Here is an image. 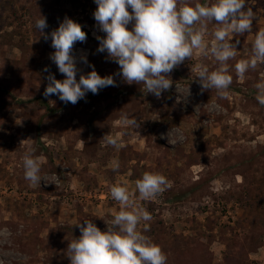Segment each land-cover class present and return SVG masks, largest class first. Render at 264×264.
<instances>
[{
	"label": "rangeland",
	"instance_id": "obj_1",
	"mask_svg": "<svg viewBox=\"0 0 264 264\" xmlns=\"http://www.w3.org/2000/svg\"><path fill=\"white\" fill-rule=\"evenodd\" d=\"M96 7L94 0H0V264H70L68 244L81 235L75 224L93 220L106 230L120 210L110 187L135 192L145 171L170 183L154 199L134 197L152 217L138 230L162 248L167 264H264V106L255 98L264 63L243 80L234 67L251 56L255 33L264 28V0H246L245 10L255 13L252 31L230 41L240 43L228 62L227 97L201 92L196 65L215 70L218 64L194 50L170 73L174 83L160 99L120 76H114L118 86L88 92L75 105L45 98L42 70L65 77L49 59L51 39L34 27L41 15L45 33L65 16L80 23L87 41L75 44L77 57L87 54L101 77L119 71L106 52H97L95 37L105 33L96 27ZM208 28L211 33L215 24ZM123 116L139 127L123 125ZM105 135L122 146L107 145ZM29 149L40 158L42 177L58 176L55 184L25 179L22 157Z\"/></svg>",
	"mask_w": 264,
	"mask_h": 264
},
{
	"label": "clouds",
	"instance_id": "obj_2",
	"mask_svg": "<svg viewBox=\"0 0 264 264\" xmlns=\"http://www.w3.org/2000/svg\"><path fill=\"white\" fill-rule=\"evenodd\" d=\"M94 3L97 5L93 12L96 27L105 33L95 37L99 42L97 52H106L107 59L118 64L119 71L101 77L89 63L87 54L81 51L77 57L75 44L87 41L80 23L65 16L58 28L45 33L47 19L41 15L42 18L35 20L34 27L45 41L51 39L54 52L49 54V59L65 77L56 79L47 66L42 70L48 73L45 77L48 84L43 92L45 98L55 95L65 104L75 105L85 99L88 92L95 95L103 88L118 86L114 76H120L123 82L143 85L146 93L160 99L174 83L170 73L185 59L190 60L194 50H199L203 57L211 55L218 64L215 70H209L204 64L196 65L201 92L215 89L219 97L229 95L233 77L229 74L228 62L236 58L240 43L239 40L230 41L234 34L251 32L255 19L251 7L245 10L246 0H204L203 3L200 0L194 3L192 0H94ZM209 23L215 24L211 33ZM208 35L212 37L210 42L205 39ZM78 62L87 65L91 71L84 74L77 67ZM261 63H264V28L256 31L251 56L235 64V73L243 80L250 69H256ZM255 88V98L264 106V75ZM187 95H190L189 87ZM121 122L139 127L135 119L127 116L121 117ZM103 139L107 145L122 146L114 136L105 135ZM22 165L24 177L31 185H40L42 180L55 184L58 179V176L49 180L40 175V158L34 156L32 149L23 155ZM111 167L117 171L119 161L113 160ZM167 187L170 183L164 175L148 171L135 181V192L121 184L112 185L110 196L118 202L120 210L110 222H105L107 228L104 231L93 220L75 224L81 235L68 244L70 264H167V255L162 248L138 230L141 221H150L152 217L134 198L138 192L140 200H151ZM147 230L145 224L144 231Z\"/></svg>",
	"mask_w": 264,
	"mask_h": 264
},
{
	"label": "trees",
	"instance_id": "obj_3",
	"mask_svg": "<svg viewBox=\"0 0 264 264\" xmlns=\"http://www.w3.org/2000/svg\"><path fill=\"white\" fill-rule=\"evenodd\" d=\"M92 23V22H91Z\"/></svg>",
	"mask_w": 264,
	"mask_h": 264
}]
</instances>
